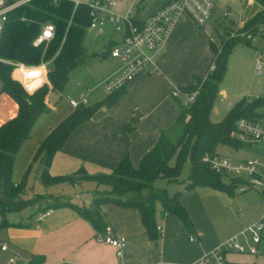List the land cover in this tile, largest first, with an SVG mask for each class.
I'll return each instance as SVG.
<instances>
[{"label":"crops","instance_id":"0c3cea01","mask_svg":"<svg viewBox=\"0 0 264 264\" xmlns=\"http://www.w3.org/2000/svg\"><path fill=\"white\" fill-rule=\"evenodd\" d=\"M114 1L115 4L111 5L114 10L121 13L133 10L136 19L143 22L169 0ZM254 1L241 3L239 0H226L227 10L233 2L236 3L240 14L236 24L225 19L226 17L223 16L225 11L216 14L215 4L211 22L216 31L226 27L228 25L226 23L232 27H236L239 22L246 23L242 15L243 7ZM90 31H96L99 36H103L105 25L88 28L87 35ZM114 32L118 36L114 37L112 33L107 37L101 51L95 52L97 55L92 54L110 62L111 65L112 70L102 79V86L104 81L120 68L118 60L110 55V49L120 41L123 33L115 28ZM86 41L87 36L84 41L85 46ZM213 59L214 52L208 33L189 15L183 14L175 23L162 49L156 54L152 70L139 74L124 87L121 96L113 104L100 106L90 119L73 129L62 149L55 152L50 173L67 175L81 168H85L90 175L107 173L112 167L117 166L125 155H129L133 164L138 166L143 156L156 144L160 132L169 129L176 122L180 111V100L171 95L172 88L194 83L196 76H203L208 71ZM53 93L54 91L50 90L46 96L48 110L55 108L54 103L51 102ZM106 95L105 93L101 99L93 103L101 101ZM83 96L88 99L86 93H82L80 97ZM242 96L237 99L231 97L233 101L228 109ZM43 113L37 117L30 135L23 140L18 151L31 136ZM66 116L61 117L57 124ZM129 123L132 124L131 130L126 128ZM57 124L48 126L49 129L45 136L39 139L37 148ZM39 160L41 164L44 163L43 158ZM43 168L44 166L41 170ZM227 178L230 180L235 177ZM86 181L93 184L85 188L83 195L77 193L76 198H71V201L78 205L93 207L95 193L108 186L94 179H80L74 183L82 187ZM15 183L19 182L15 181ZM237 192L235 190V193ZM235 193L231 194L208 185H195L183 189L179 200L192 218L193 233L188 231L175 214L164 215L160 203L157 202L156 220L161 226L160 237L157 240L150 239L140 209L107 202L101 205V210L107 221L108 231L114 236L127 237L125 259L131 264H195V260L202 254L248 226H245L246 221L243 219L245 216L243 215L241 219L237 215L239 199L233 198ZM55 195L63 196V194ZM226 199L229 205H224ZM215 200H219L222 209L230 213L225 224L217 213ZM41 206L46 204L43 203ZM252 206L256 209L254 219L258 217L256 219L258 220L264 216L261 204L257 200ZM49 209H52L51 214L41 218V214ZM7 219L10 224L0 226V264H2V252H6L7 262L12 264L20 261L24 264H55L62 261L73 264H122L123 258L117 255L116 249L98 239L99 235L107 232V229L97 230L90 220L81 216L72 206H49L39 209L38 205H35L33 208L27 207L21 211L9 212ZM226 228L228 232L224 233ZM191 235L195 236L196 240H192ZM263 237L262 232L261 240ZM242 241L247 243L249 239L242 238ZM260 242L255 254L231 253L229 257L236 261L264 264V251L259 248ZM4 244L6 248H2Z\"/></svg>","mask_w":264,"mask_h":264},{"label":"trees","instance_id":"16d2710c","mask_svg":"<svg viewBox=\"0 0 264 264\" xmlns=\"http://www.w3.org/2000/svg\"><path fill=\"white\" fill-rule=\"evenodd\" d=\"M262 10L246 21L245 28L252 31L264 26V0H259ZM91 7L84 3L77 8L71 0L54 3L53 0H31L29 3L10 13L0 39V83L4 96L0 102V226L8 225L7 214L38 205L39 209L54 206H72L81 216L90 220L99 231H105L107 221L101 210L103 203L112 202L122 206L136 207L142 213L147 233L152 240L160 237L156 228V203L159 202L163 214H175L193 233L194 224L187 209L179 200L183 189L195 185L210 187L235 193L238 178L228 183L219 179L222 175L212 170L203 156L217 152L219 145L240 147L243 144L234 135L235 120L240 116L258 117L256 111L263 99L252 100L242 96L236 100L219 121L210 119L211 107L226 69L228 55L237 43L235 37H222L221 46L211 42L214 52V69L206 78L196 76L195 81L182 90L192 92L198 89L194 101L180 100V111L175 124L162 130L153 148L147 152L140 164L135 166L129 155L111 168L110 172L90 175L85 168L67 175H52L50 165L57 150L62 149L65 141L80 123L90 119L102 105L113 104L122 94L124 87L93 104H81L57 124L41 141L33 161L44 160L42 181L46 185L60 182H76L80 179H94L108 188L95 193L93 207L78 205L69 197L55 194L37 193L24 198V181L15 183L11 178L13 161L21 143L30 135L33 124L42 112L49 109L46 96L50 90L62 91L69 80L70 71L87 59L84 41L92 20ZM53 22L56 35L49 44L36 46L34 41L43 25ZM250 44V42H244ZM97 55V53H95ZM48 61V78L33 92L13 77L11 62L38 64ZM203 79V80H202ZM128 130L132 124L126 125ZM175 155V163L170 164ZM188 158L190 170L187 181L180 189L169 194L166 188L156 187L155 179L163 177L176 181L181 172L183 161ZM32 163L29 165L28 171ZM145 191V192H144ZM132 192V196L125 194ZM53 199L46 206L43 201Z\"/></svg>","mask_w":264,"mask_h":264},{"label":"built area","instance_id":"2783aa9c","mask_svg":"<svg viewBox=\"0 0 264 264\" xmlns=\"http://www.w3.org/2000/svg\"><path fill=\"white\" fill-rule=\"evenodd\" d=\"M31 0H0V39L9 19L10 13L17 8L29 3ZM62 0H53L59 3ZM74 7L80 4H88L91 7L92 20L89 28L103 27L106 23L114 26L115 30L122 32L120 41L116 42L110 49V55L117 59L119 70L108 77L103 83L104 92L109 95L123 87L139 74L151 71L154 65L156 54L164 46L172 28L178 19L183 15H189L192 20L209 35L211 42L217 43L222 37L221 30L216 31L211 22V14L217 0H169L151 14L145 21L139 22L133 10L121 13L114 10L111 5L114 0H71ZM241 3H251L254 0H239ZM231 14L229 10L223 13L224 17ZM231 36L240 40L252 41L256 37L264 36V26H259L255 30L245 28V22L239 24L233 30H230ZM56 25L53 22H47L34 44L36 46L49 44L55 38ZM221 46V44H220ZM219 46V48H220ZM13 65V77L20 81L24 87L33 92L44 83H50L48 78L49 62L42 60L38 64L30 65L24 62H11ZM256 68L262 66L260 58H256ZM215 67L214 62L209 66L207 73H210ZM205 77V76H203ZM198 89L189 92L174 86L171 90L173 97H183L186 101H194ZM4 96L0 83V102ZM73 107L81 104H87L88 99L83 96L81 99L70 98ZM234 135L243 144H263L264 145V115L259 117L240 116L235 120ZM203 160L209 167L224 177L233 176L239 179L236 191H243L248 188H256L264 203V161L257 158L253 159H233L221 153L206 154ZM52 209L46 210L41 214V218L51 214ZM264 216L248 225L236 234L231 235L211 250L202 254L195 260V264H251L248 262L236 261L229 257L231 253H249L255 254L258 251V243L262 238L264 229ZM160 231L161 226L156 225ZM105 234L98 236V239L112 245L116 249L119 257L123 258L122 264H131L125 259V253L128 247V239L125 235L114 236L108 228ZM192 240L196 237L191 235ZM242 238L249 239L245 243ZM6 248V244L2 246ZM13 260V258L11 259ZM55 264H73L62 261Z\"/></svg>","mask_w":264,"mask_h":264},{"label":"rangeland","instance_id":"374dc122","mask_svg":"<svg viewBox=\"0 0 264 264\" xmlns=\"http://www.w3.org/2000/svg\"><path fill=\"white\" fill-rule=\"evenodd\" d=\"M88 1V0H84ZM235 2V1H234ZM232 3L229 8L231 14L226 17V20L234 21L236 24L240 17L239 11L236 8V3ZM242 15L245 21L252 18L258 12L262 10V5L259 0H255L252 4H246L243 7ZM227 10L226 0H218L216 3V14ZM226 27L221 29L222 37H230L231 32L236 27H232L229 23H226ZM113 33L114 37L118 36L114 32L113 26L109 23L105 24V33L103 36H99L96 31H90L87 35L86 41V54L87 59L81 64L74 67L69 74V80L62 91H54L51 96V102L54 103L55 108L44 112L39 118L36 127H34L31 136L26 139L22 148L16 152L13 167L11 172V178L15 182L24 181V198H31L37 193H55L63 194V197H69L70 199L76 198V194H84L85 188L92 185L90 181H86L82 187L72 182H60L53 185H46L42 181L41 169L44 163L41 164V160L33 161V155L37 148L39 139H42L47 133L49 125L57 124L62 118L66 116L72 109H75L70 103V97L81 99V94L86 93L88 96L89 104H92L96 100L101 99L105 93L103 86L101 85L102 79L112 69L110 62L102 59L101 57H94L92 54L100 52L105 41ZM106 36V37H105ZM222 37L218 39L216 45L220 46ZM234 37V36H232ZM236 38V37H235ZM250 42V44L244 43ZM256 58H260L262 66L256 68ZM258 70V71H257ZM209 73H205L203 79L208 76ZM202 79V80H203ZM247 96L248 99L260 97L263 99L261 105L256 108L259 116L264 114V36L256 37L252 41L240 40L232 47L229 56L227 58L226 69L223 77L219 83L211 111L210 119L212 121H219L225 115L229 104L232 103V98L237 99L240 96ZM180 100H184L181 96ZM53 127V126H52ZM218 152L229 156L233 159L245 160L257 158L260 161H264V145L263 144H247L240 147H234L229 145H219L216 149ZM32 163L30 170L29 165ZM170 164L175 163V155H173L169 161ZM190 170V161L186 158L181 165V172L176 181H167L166 178L160 177L154 180L153 184L156 187H164L169 194H172L176 189L183 187L187 181V176ZM225 183L229 182V179L224 176L219 177ZM83 191V192H82ZM145 192V191H144ZM86 193V192H85ZM133 193L125 194L126 197L132 196ZM234 199H239V209L237 215L242 219L245 216V226L253 223L257 218L255 217V208L252 204L256 200L261 204V208L264 212V203L260 197V193L256 188H248L241 192H237L233 195ZM229 199V198H228ZM226 199L224 205H229V201ZM53 199L44 204L50 203ZM228 202V203H227ZM217 207V213L221 218L223 224L227 223L229 214L225 209H222L219 200H215ZM33 208V206H30ZM243 209V210H242ZM246 209V210H244ZM17 215L15 216V218ZM254 219V220H253ZM2 218L0 217V222ZM264 220V219H263ZM227 228L224 233H227ZM228 235V234H227ZM264 235V229H263ZM261 251H264V237L259 246ZM2 264H12L7 262L6 252H2ZM15 264H24L23 261L16 262Z\"/></svg>","mask_w":264,"mask_h":264},{"label":"water","instance_id":"95a60500","mask_svg":"<svg viewBox=\"0 0 264 264\" xmlns=\"http://www.w3.org/2000/svg\"><path fill=\"white\" fill-rule=\"evenodd\" d=\"M184 103L186 104V103H187V101L185 100V101H184Z\"/></svg>","mask_w":264,"mask_h":264}]
</instances>
